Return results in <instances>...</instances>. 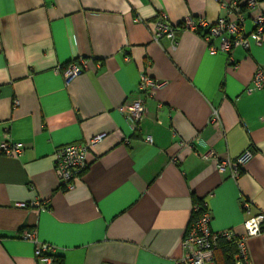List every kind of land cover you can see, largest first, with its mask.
Returning <instances> with one entry per match:
<instances>
[{
	"label": "crops",
	"instance_id": "0c3cea01",
	"mask_svg": "<svg viewBox=\"0 0 264 264\" xmlns=\"http://www.w3.org/2000/svg\"><path fill=\"white\" fill-rule=\"evenodd\" d=\"M162 12L174 25L225 16L218 0H0V143L26 146L21 158L0 155V264H40L21 238L33 229L62 264H179L195 202L217 233L244 235L264 213V90L245 91L264 71V42L248 18L234 67L220 38L178 30L176 46L156 42ZM79 59L87 69L67 86L63 70ZM143 74L167 85L134 130L126 106ZM100 135L75 188L62 189L57 148ZM211 150L252 158L234 179L205 158ZM247 250L264 264V232ZM213 264H226L222 250Z\"/></svg>",
	"mask_w": 264,
	"mask_h": 264
},
{
	"label": "built area",
	"instance_id": "2783aa9c",
	"mask_svg": "<svg viewBox=\"0 0 264 264\" xmlns=\"http://www.w3.org/2000/svg\"><path fill=\"white\" fill-rule=\"evenodd\" d=\"M218 2L225 11V16L215 24H208L204 20L186 17L179 25H174L167 14L160 13L152 28L153 39L156 42L168 39L176 46V32L178 30L198 33L209 44L212 40L220 38V50L228 55L229 63L235 67L236 65L231 57L232 52L239 47L245 50L249 49L247 34L244 30V23L248 18L252 20L253 35L256 42L258 44L264 42V8L260 5L261 0H218ZM212 49L213 51L216 50L214 47ZM86 69L87 61L84 59L68 64L63 70L65 84L70 85ZM166 85L165 82H158L147 74L141 76L136 98L126 106L134 130L140 128L141 122L148 114L147 101L154 98L157 91ZM260 90H264L263 70L257 71L251 85L245 91L250 95ZM220 121L218 111H214L210 118V124L218 126ZM103 137L104 135H100L92 138L87 143L70 144L57 148L54 155L55 173L62 189L71 191L75 188L77 180L89 167L88 156L90 152ZM146 140L152 143L151 136H148ZM25 151L26 146L22 142H15L7 138L0 143V155L21 158ZM205 158L215 161L220 173L229 170L232 178L237 179L241 175L245 164L251 160L252 154L248 150L235 160H222L211 150L205 155ZM243 207L248 211L249 202H245ZM211 222L212 215L207 204L203 201L195 202L189 226L182 240L184 254L179 260V264H213L216 250L222 242L236 247L235 264H250L247 239L264 232V213H259L245 222L246 233L244 235H238L234 230L214 232ZM21 238L34 244L35 259L40 264H60L56 254L57 248L47 242L40 241L36 230L23 231Z\"/></svg>",
	"mask_w": 264,
	"mask_h": 264
},
{
	"label": "trees",
	"instance_id": "16d2710c",
	"mask_svg": "<svg viewBox=\"0 0 264 264\" xmlns=\"http://www.w3.org/2000/svg\"><path fill=\"white\" fill-rule=\"evenodd\" d=\"M222 250L223 254L225 255L226 258V264H234V254L236 252V247L227 243L222 242L218 249L216 250L219 251ZM58 262L62 264L61 260L57 257Z\"/></svg>",
	"mask_w": 264,
	"mask_h": 264
}]
</instances>
